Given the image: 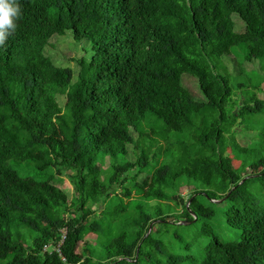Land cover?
Listing matches in <instances>:
<instances>
[{
	"label": "trees",
	"instance_id": "obj_1",
	"mask_svg": "<svg viewBox=\"0 0 264 264\" xmlns=\"http://www.w3.org/2000/svg\"><path fill=\"white\" fill-rule=\"evenodd\" d=\"M19 4L18 27L0 45L6 264H189L191 256L168 252L162 235L198 220L197 235L209 238L201 264H264V129L250 133L252 145L226 135L264 108L256 95L264 98V77L251 97L234 100L246 83L231 85L216 60L241 46L243 72L264 57V0ZM53 38L68 39L65 62L51 54ZM28 136L35 147L17 149ZM193 162L207 163V181L181 195V185L195 182L185 171ZM57 177L68 179L71 197ZM129 178L135 183L124 187ZM218 205L236 239H219L209 223ZM173 238L189 250L182 234Z\"/></svg>",
	"mask_w": 264,
	"mask_h": 264
},
{
	"label": "rangeland",
	"instance_id": "obj_2",
	"mask_svg": "<svg viewBox=\"0 0 264 264\" xmlns=\"http://www.w3.org/2000/svg\"><path fill=\"white\" fill-rule=\"evenodd\" d=\"M234 18V17H233ZM238 19V18H237ZM52 43L54 44L52 47L51 54L53 57L60 58L63 62H65L66 58L71 56L72 50L70 48L68 39L65 41H59L57 38H53ZM233 53H237V55H232L230 54L227 59H224L225 57L223 55H220L218 57L217 62L219 65L222 63V68L223 70L228 74L229 72L231 73L229 79H230V84L231 85H237L239 82H245V89L241 90L240 89H234L233 94H235L234 100L238 99L237 93L243 92L245 93V97H251L252 93L255 92L253 89V85L257 83L261 78L264 77V57L262 58H253L251 60V63H247L245 70L243 72L239 71V66L237 65V62H242L243 61V54L244 50L241 49V46L237 47V51H233ZM263 56V55H262ZM235 57V58H234ZM222 68L220 67V71H222ZM239 71V72H238ZM236 74V75H235ZM183 84L188 86L193 94L197 97H200L199 90L197 87L196 80L192 76H185L182 79ZM260 88L264 89V79L260 83ZM64 88H59L57 90V93L59 96L64 99ZM264 94V92H263ZM256 95L258 98L264 99L263 96L256 91ZM264 129V108L262 109L261 112H258L254 115H250L248 117V120L245 118L244 123L240 124L239 126H236L232 128L231 132H228L226 135L229 138V140L233 142V137L234 135H237L239 137V143L240 144H245V145H252L251 142V132L252 131H262ZM254 136H257V134H254ZM259 141H257V146L258 145H264V133L260 134L258 137ZM17 149H30L34 148L35 144L32 142V138L30 136L27 137L22 142H18L16 145ZM230 149L233 150V154L236 155L234 156V160L240 161L243 156L238 155L232 145L230 146ZM227 153H229L227 151ZM234 164L237 166V162L235 161ZM206 165L207 163H201L198 164L197 162L190 163L188 165V168L185 169L186 173L189 176H192L194 178L193 183L190 185H181L179 187V193L181 195H186L190 193L193 189L197 187L199 182L201 181H207V177L205 175L206 172ZM107 166V162L105 163V167ZM200 166V167H199ZM260 169V168H259ZM172 172H177V170L171 169ZM254 170H258V167H255ZM60 186L67 191L69 194V197H71L73 190H72V185L68 181L66 177H61L58 178ZM133 180L131 178L127 179L123 183L124 187H130L134 184ZM115 190L120 191V187ZM122 196V194H120ZM123 197V196H122ZM220 200L224 201V198L222 197ZM224 206L218 205L217 207V216L212 219L209 223L213 226V229L218 236L219 239L221 240H231V239H236L238 236V230H236L234 227H232L227 221H226V214L222 212V208ZM177 210H181V206H177ZM177 225H172L168 228V232L164 233L162 235V238H165L164 243L167 247L168 252L173 253V254H178V255H189L193 259V263L189 264H201V261L203 259V246L209 241L208 236L202 235L199 236L197 235L200 228L203 225L202 220H198L197 222L193 221H184L182 222H177ZM160 224H156L154 226V229L159 228ZM116 233L120 232L121 227L118 226L115 228ZM174 233H180L186 238V242L190 246L189 250L183 249V247L180 245V243L173 238ZM94 234H89V237L87 238H92L94 237ZM171 240V242L169 241ZM168 241L170 244L168 245ZM99 245V244H97ZM82 246L79 247L78 250H81ZM0 264H6V261L2 256H0Z\"/></svg>",
	"mask_w": 264,
	"mask_h": 264
},
{
	"label": "clouds",
	"instance_id": "obj_3",
	"mask_svg": "<svg viewBox=\"0 0 264 264\" xmlns=\"http://www.w3.org/2000/svg\"><path fill=\"white\" fill-rule=\"evenodd\" d=\"M20 16L19 0H0V45H3L9 34L16 30Z\"/></svg>",
	"mask_w": 264,
	"mask_h": 264
},
{
	"label": "built area",
	"instance_id": "obj_4",
	"mask_svg": "<svg viewBox=\"0 0 264 264\" xmlns=\"http://www.w3.org/2000/svg\"><path fill=\"white\" fill-rule=\"evenodd\" d=\"M63 238H64V235H62V239H61V241L63 240ZM46 250H49V244H48V245L45 244V245L43 246V251H46Z\"/></svg>",
	"mask_w": 264,
	"mask_h": 264
},
{
	"label": "water",
	"instance_id": "obj_5",
	"mask_svg": "<svg viewBox=\"0 0 264 264\" xmlns=\"http://www.w3.org/2000/svg\"><path fill=\"white\" fill-rule=\"evenodd\" d=\"M247 177H249V176H246V177L242 178L241 181H240L239 183H241L242 181H244V179L247 178ZM213 201L218 202V201H220V199H218V200H213ZM187 205H188V204H187ZM182 223H184V221H182ZM150 227H151V226H150ZM150 227H149V228H150Z\"/></svg>",
	"mask_w": 264,
	"mask_h": 264
}]
</instances>
